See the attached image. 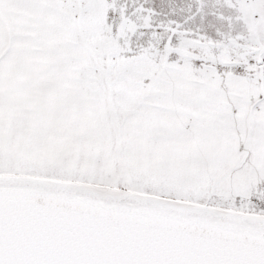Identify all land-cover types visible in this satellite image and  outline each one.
Wrapping results in <instances>:
<instances>
[{"label":"snow or ice","instance_id":"1","mask_svg":"<svg viewBox=\"0 0 264 264\" xmlns=\"http://www.w3.org/2000/svg\"><path fill=\"white\" fill-rule=\"evenodd\" d=\"M0 264H264V0H0Z\"/></svg>","mask_w":264,"mask_h":264}]
</instances>
